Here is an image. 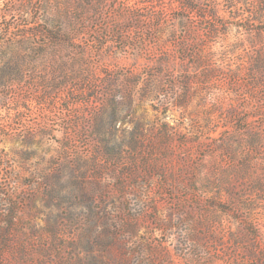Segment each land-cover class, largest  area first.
<instances>
[{"label": "rangeland", "instance_id": "obj_1", "mask_svg": "<svg viewBox=\"0 0 264 264\" xmlns=\"http://www.w3.org/2000/svg\"><path fill=\"white\" fill-rule=\"evenodd\" d=\"M28 5L65 39L0 7L2 264H264L256 1Z\"/></svg>", "mask_w": 264, "mask_h": 264}, {"label": "trees", "instance_id": "obj_2", "mask_svg": "<svg viewBox=\"0 0 264 264\" xmlns=\"http://www.w3.org/2000/svg\"><path fill=\"white\" fill-rule=\"evenodd\" d=\"M33 0H0V7L2 11V18L5 20V24L3 25L4 31L2 32V36H11L13 35L15 42L19 44H24L25 40L20 41L28 36L31 37H43L47 41H52L53 44H62L65 39V34L59 30V28H54V26H50L49 23L53 22L46 17V22L43 25H25L23 27L22 23L17 26L11 25L8 17L19 16L21 21L26 17L27 9L29 7V3H32ZM256 7L258 9V13L260 14V20L264 24V0H255ZM57 2V1H56ZM5 7V8H4ZM258 29L259 33H264V25H261ZM51 27V28H50ZM20 28H24L25 34H16V31H19ZM6 40L0 41V49L3 48ZM11 46V45H9ZM16 65V64H15ZM5 77L0 78V82H4ZM10 79L9 81H11ZM1 84V83H0ZM1 239V236H0ZM0 264L2 261L0 260Z\"/></svg>", "mask_w": 264, "mask_h": 264}]
</instances>
